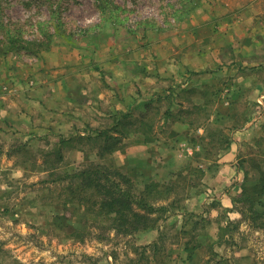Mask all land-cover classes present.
<instances>
[{
  "label": "rangeland",
  "instance_id": "rangeland-1",
  "mask_svg": "<svg viewBox=\"0 0 264 264\" xmlns=\"http://www.w3.org/2000/svg\"><path fill=\"white\" fill-rule=\"evenodd\" d=\"M103 2L0 0V94L14 90L16 79L24 84L50 64L76 66L82 59V72L104 89L109 82H127L130 91L139 93L143 77L153 81L164 74L168 86L171 81L179 85L177 99L188 107H175L167 117L171 99L154 102L146 121L155 122L149 136L155 139L144 146L143 134L132 132L119 149L102 157L77 136L60 146L54 139L50 145L35 138L20 144L0 128V264H264V194L257 192V184L264 183V126H258L264 121L259 104L264 103L247 89L240 95L225 91L235 87L231 73L240 59L250 70H260L264 0ZM100 3L107 6L104 11ZM199 50L208 52L209 63L185 55ZM190 62L206 69H186ZM179 114L185 122L173 121ZM115 120L102 117L95 126L103 130ZM238 137L247 192L233 200L240 215L231 220L207 189L211 177L206 171L217 169L230 148L226 145ZM76 141L79 157L58 161L54 153L64 155ZM94 163L118 168L139 184L161 182L159 195L170 198L171 207L155 213L162 218L154 239L117 232L112 215L99 213L88 201L73 175ZM212 208L215 218L228 222L225 226L213 222Z\"/></svg>",
  "mask_w": 264,
  "mask_h": 264
},
{
  "label": "crops",
  "instance_id": "crops-1",
  "mask_svg": "<svg viewBox=\"0 0 264 264\" xmlns=\"http://www.w3.org/2000/svg\"><path fill=\"white\" fill-rule=\"evenodd\" d=\"M259 45H264V39L260 41ZM196 53L188 51L185 55L187 57L193 55L198 59L204 58L206 59L204 63H209L207 59L208 52L199 50ZM81 61L82 59H78L76 66H70L69 63L71 62L66 61L60 68L59 66L53 68L54 64H50L46 66L44 71L38 70L37 74L34 73V77L30 78L29 81H25L24 84H21V78L16 79L14 90L9 89V92L0 94V112L2 115L0 116V128L3 130L2 132L11 135L20 144L25 140L28 141L29 138H35L47 139L48 142L50 141L47 144L50 145L54 139L56 145L60 146L75 136L78 138L79 136L95 134L101 129V127L95 125L102 117L112 115L115 119L116 113L124 112L137 119L140 114L148 110V105L167 99H171V101L168 102L165 111L170 110L173 112L176 110L175 107H178V109L188 107L187 102L177 99L180 90L176 86L179 85H174L175 82L171 81L172 85L168 86V78L164 74L162 76L157 74L158 78L153 81L143 77L141 80L142 91L139 93L130 91L131 85L130 83L127 85V82H124L123 86L121 84L114 86L109 82L108 87L104 89L82 72ZM246 62L242 58L236 64L234 73L230 69L231 75L234 76L235 87L230 86L225 88V91L231 90L232 93L237 95L244 92L248 93L247 90L253 91L251 95L256 96L255 98L259 103H264V58L259 60L260 65L257 69L260 68V70L255 69L257 71L250 70L246 66ZM187 68L196 71L201 68L206 69L203 66L196 67L193 64ZM171 77L175 78L173 75ZM192 80L193 78L186 80L184 85L188 87ZM247 82L250 83L249 87L245 85ZM150 84L151 86H149ZM184 85L182 86L184 87ZM118 86H122V89H118ZM4 87L7 89L6 86ZM183 87L180 89H183ZM108 89H115L116 92L112 94L104 93ZM154 98L155 101H152ZM261 106L264 109V104H259V107ZM17 116L18 120L15 121L14 117L17 119ZM184 120L180 116L173 117V121L176 123H183ZM258 126L260 128L264 126V121L259 120ZM244 131L242 137H246L248 129L245 128ZM141 136L142 142L140 143L146 146L149 141H145L143 135ZM76 144L72 143L68 150H64V161L69 158V155L71 157V154L79 157L81 147ZM239 146H241V142L238 137L230 142V148L218 159L217 169L206 171V174L211 177L210 186L207 189L214 193L222 207H224L226 217L231 218V220L240 215L234 211L233 200L240 197L243 190V178L246 176L238 162L240 159L238 157ZM131 148L134 151L136 150L135 147ZM131 148L130 152H133ZM82 150H84L83 147ZM194 200L196 206H198L201 196H197ZM217 215L213 208L210 209V217L213 222H217L219 227L225 226L228 222L215 218ZM157 230L158 226L156 229L140 230L135 235L137 238L153 237L154 239Z\"/></svg>",
  "mask_w": 264,
  "mask_h": 264
},
{
  "label": "trees",
  "instance_id": "trees-1",
  "mask_svg": "<svg viewBox=\"0 0 264 264\" xmlns=\"http://www.w3.org/2000/svg\"><path fill=\"white\" fill-rule=\"evenodd\" d=\"M101 1L103 2V0ZM98 5L102 8V11L107 7L101 3ZM51 9L52 15H54L55 10L52 5ZM17 30H20V28H17ZM43 31L46 36L49 34L48 30L40 28V32L42 33ZM8 38L10 41H15V36L11 34H8ZM43 43L42 41L41 44ZM149 108L150 105H148V110ZM148 110L140 114L137 119L130 117V114L121 112L109 128L99 130L95 134L79 136L77 139L80 142L84 141L85 144L91 143V149L95 151L96 155L101 157L106 153L109 154L119 149L123 137L132 132H141L145 141L153 140L155 138H150L149 136L155 133V122L146 121ZM158 112L155 114L157 115ZM173 115L174 112L170 110L164 112V116L171 117ZM177 116L182 118L180 114ZM229 145L230 143L226 147ZM56 152L54 153L56 159L61 161L63 159L62 152L60 150ZM73 176L80 179L81 191L86 194L88 201L97 207L98 212L112 215V226L117 232L131 235L143 229L153 228L158 225L162 218V215H156L155 213L158 210L164 211L171 207L167 204L170 198L159 195L161 190L158 187H160L161 182L148 181L144 184H139L130 175L115 167L94 163L91 166L83 167ZM168 190L169 187L167 186L164 192ZM246 190L247 188L244 186L243 195L247 192ZM257 192L264 194V183L257 184Z\"/></svg>",
  "mask_w": 264,
  "mask_h": 264
}]
</instances>
